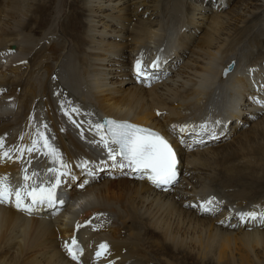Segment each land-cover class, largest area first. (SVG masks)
<instances>
[{
    "label": "bare ground",
    "instance_id": "obj_1",
    "mask_svg": "<svg viewBox=\"0 0 264 264\" xmlns=\"http://www.w3.org/2000/svg\"><path fill=\"white\" fill-rule=\"evenodd\" d=\"M84 1L74 6L68 0H0L5 150L15 141L31 145L33 119L43 109L77 177L69 183L74 203L31 214L0 205V264H91L101 243H107L103 256L113 264H264V228L227 227V220L220 223L224 205L217 214H197L190 204L197 195L213 193L239 207L254 202L244 211L264 209V0H238L231 8L228 0ZM68 5L72 12L59 22L61 31L52 30L49 22ZM197 14L202 21L196 22ZM12 44L15 55L7 49ZM138 51L158 64L148 68L147 79L132 71ZM231 59L235 67L223 81L219 69ZM65 81L77 85L78 99L94 112L164 134L170 125L194 120L193 112L217 88L220 106L212 117L199 111L195 130L187 132L192 146L187 153L180 150V179L156 187L130 168H113L112 161L89 155L56 106V93L69 97ZM9 155L0 158V176L19 168L20 153ZM84 157L93 173L89 181L83 178L88 172L73 165ZM84 181L83 188L76 187ZM92 214L94 221L113 217V222L90 232V254L77 263L63 244L72 222ZM82 231L77 233L84 237Z\"/></svg>",
    "mask_w": 264,
    "mask_h": 264
},
{
    "label": "snow or ice",
    "instance_id": "obj_2",
    "mask_svg": "<svg viewBox=\"0 0 264 264\" xmlns=\"http://www.w3.org/2000/svg\"><path fill=\"white\" fill-rule=\"evenodd\" d=\"M148 67L142 66V60L137 59L134 65V71L138 79L141 77L148 78ZM150 67L153 69L157 68V62H153ZM61 107L64 110V115L68 116L69 121L75 127L80 128V124L73 120L70 115V112L78 113L79 109L73 107L69 112V110L64 109L63 104ZM191 127L189 125H173L172 131L174 134L179 135L185 133ZM200 128L207 130V125L201 124ZM48 131H50L48 125L43 124L41 128L36 129V138L32 140L30 146H12L7 150H5L4 138L0 137V158L7 157L11 159L12 157L9 155L11 151L19 152L20 157L25 152L29 155L36 152L48 157L53 165L46 169L45 177L39 184L37 183V179L40 176L39 172L33 170L29 173L28 168L22 169L25 183L19 187L13 186L7 176H0V204L12 205L17 210L31 214L34 209L41 207L55 208L58 204L62 206L65 203L63 199H58L57 189L62 185L76 181L77 177L71 171L70 165L63 158V154L52 144L48 135H46ZM90 131H93V135L98 136L99 139H93L87 142L106 152L107 160L112 161L111 167L118 169L130 168L134 172L141 173L140 178H146L156 187L170 186L176 182L177 153L173 149L172 144L160 133L126 121L120 122L115 120H107L103 123H95L94 125L90 124ZM80 136L84 139L83 131L80 132ZM180 143H185L182 136ZM188 146L191 147V145ZM20 157H17V159ZM28 163L30 165L31 161H28ZM89 163V161H83L77 166L83 171H87L89 175H92V171L88 169ZM102 163L106 165V161H102ZM49 173L52 174V178L48 176ZM29 180L32 182L28 183ZM87 183L88 181H84L78 187L83 188ZM214 201L215 197H212L199 205V207L205 212L214 211V207H210ZM238 215L242 221L247 219L256 220L259 215L261 224H264V213L258 214L252 211ZM221 223H224V221H221ZM79 227L81 225H77V228ZM64 247L73 261H80V257L83 255V248L80 247L75 239L71 241V244L66 242ZM99 248L106 251L108 245L107 243H101ZM102 254V251H97L95 254L96 258L99 259Z\"/></svg>",
    "mask_w": 264,
    "mask_h": 264
},
{
    "label": "rangeland",
    "instance_id": "obj_3",
    "mask_svg": "<svg viewBox=\"0 0 264 264\" xmlns=\"http://www.w3.org/2000/svg\"><path fill=\"white\" fill-rule=\"evenodd\" d=\"M219 1V0H218ZM230 1V2H229ZM238 0H228V4H227V7L228 8H231V7H233L235 4H236V2H237ZM73 3V5L74 6H82L83 4H84V0H68V4L69 3ZM198 3H200V2H198ZM210 4H211V6H214V3L213 2H210ZM213 4V5H212ZM68 9V10H67ZM263 8H261L260 9V11L262 10ZM68 12H72V10L69 8V5H68V7L64 10V11H62L61 10V14L59 13V14H57V21H50L49 22V27H51L52 28V30H54V31H61V30H58V28H59V22H62L64 19L62 18L65 14H67ZM196 13H199V12H196ZM60 15V16H59ZM62 15V16H61ZM195 17V16H194ZM196 22H198V21H202L203 19L201 18V17H199V14H197V16H196ZM52 19V18H51ZM61 19H62V21H61ZM60 20V21H59ZM51 24V25H50ZM201 25V27H203V23H200ZM196 25H197V23H196ZM54 26V27H53ZM57 27V28H56ZM78 27H81V25L79 24L78 25ZM110 28V27H109ZM107 32H108V30H106ZM52 33H54V32H52ZM57 33V32H56ZM198 35V36H197ZM195 36H197V37H200L201 35L199 34V30L198 31H196V35ZM193 37L192 39H195L196 40V37ZM178 42V41H177ZM179 43V42H178ZM180 63V60L176 63V65L177 64H179ZM175 65V66H176ZM174 66V67H175ZM174 67L172 68V69H170V71H172V70H174ZM247 104H245V108H247V106H246ZM257 113V112H256ZM257 116V115H256ZM9 119H11V117L9 118ZM247 125H249V123H247ZM228 130H226V131H224L225 133H227V134H231L232 132L231 131H228ZM228 135V136H229ZM227 135H225V137H226ZM188 141H190V140H188ZM179 173H180V177H181V170H180V168H179ZM104 177V176H103ZM130 179H133L132 177H129ZM217 214V213H216ZM239 242V241H238ZM153 261H156L155 259L153 260ZM157 262V261H156ZM189 264H202L200 261H198V260H196V261H189Z\"/></svg>",
    "mask_w": 264,
    "mask_h": 264
}]
</instances>
